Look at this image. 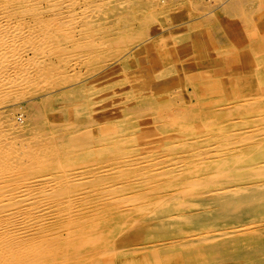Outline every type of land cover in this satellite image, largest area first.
I'll use <instances>...</instances> for the list:
<instances>
[{"label": "rangeland", "instance_id": "obj_1", "mask_svg": "<svg viewBox=\"0 0 264 264\" xmlns=\"http://www.w3.org/2000/svg\"><path fill=\"white\" fill-rule=\"evenodd\" d=\"M0 11V264H264V200L207 218L223 208L218 189L264 184V0H0ZM115 215L113 250L90 247Z\"/></svg>", "mask_w": 264, "mask_h": 264}, {"label": "bare ground", "instance_id": "obj_2", "mask_svg": "<svg viewBox=\"0 0 264 264\" xmlns=\"http://www.w3.org/2000/svg\"><path fill=\"white\" fill-rule=\"evenodd\" d=\"M13 1V0H12ZM47 1V0H46ZM52 1V0H51ZM60 1V0H59ZM42 2V1H41ZM67 2V1H66ZM51 3V2H50ZM55 3H57L58 4V1L57 2H55ZM67 4V3H66ZM71 4V3H70ZM241 4V3H240ZM38 5H40V4H38ZM42 5V4H41ZM40 5V6H41ZM63 5V4H62ZM72 5V4H71ZM80 5V4H79ZM231 5H233V4H231ZM27 6V5H26ZM64 6V5H63ZM235 6H237V5H235ZM28 7H30V6H28ZM37 7V6H36ZM44 7V6H43ZM82 7V6H81ZM32 8V7H31ZM30 8V9H31ZM59 8H60V6H59ZM239 9H240V6L238 7ZM25 9H27V8H25ZM50 9H52V7L50 8ZM58 9V8H57ZM74 9V8H73ZM63 10V9H62ZM231 10L233 11L234 9H232L231 8ZM261 10V9H260ZM24 11V10H23ZM27 11H29V9H27ZM57 11V10H56ZM73 11V10H72ZM1 12V11H0ZM63 12H64V10H63ZM239 12V11H238ZM49 14H50V12H48ZM61 13V12H60ZM31 14V13H30ZM47 14V13H46ZM48 14V15H49ZM36 15V14H35ZM44 15V14H43ZM78 15V14H77ZM9 16V15H8ZM74 16V15H73ZM61 17V16H60ZM7 18V17H6ZM14 19V18H13ZM19 19V18H18ZM17 19V20H18ZM53 19V18H52ZM56 19H58V18H55V20ZM1 20V19H0ZM38 20V19H37ZM54 20V21H55ZM59 20V19H58ZM10 21V20H9ZM15 21V20H14ZM19 22H20V20H19ZM32 22V21H31ZM56 22V21H55ZM13 23V22H12ZM15 23V22H14ZM18 23V22H17ZM29 23H30V21H29ZM57 23H58V21H57ZM11 24V23H10ZM20 24H21V22H20ZM23 24V23H22ZM38 25L40 24V23H37ZM30 25V24H29ZM52 25H53V23H52ZM15 26V25H14ZM13 26V27H14ZM19 26V25H18ZM17 26V27H18ZM1 27V26H0ZM13 27H11V28H13ZM24 27V26H23ZM15 28H16V26H15ZM70 28V27H69ZM73 27H71V29H72ZM75 28V27H74ZM77 28V27H76ZM80 28V27H79ZM17 29V28H16ZM21 29H24V28H21ZM20 29V30H21ZM49 29V28H48ZM71 29H69V30H71ZM54 30V29H53ZM63 30V29H62ZM88 30V29H87ZM17 31H18V29H17ZM22 31V30H21ZM28 31V30H27ZM26 31V32H27ZM15 32V31H14ZM20 32V31H19ZM10 33V32H9ZM23 33V32H22ZM36 33V32H35ZM68 32H66V34H67ZM19 34V33H18ZM20 35H21V32H20ZM27 35H30L29 33L27 34ZM26 35V36H27ZM70 34H68V36H69ZM12 36V35H11ZM37 36H38V34H37ZM42 36V35H41ZM14 37V36H13ZM24 37V36H23ZM6 38V37H5ZM31 38V37H30ZM38 38H40L39 36H38ZM8 39V38H7ZM14 39V38H13ZM25 39H27V38H25ZM10 40V39H9ZM31 40V39H30ZM50 40V39H49ZM8 41V40H7ZM6 41V42H7ZM15 41V40H14ZM32 41V40H31ZM52 41V40H51ZM8 42H10V41H8ZM16 42V41H15ZM25 42H27V40L25 41ZM47 42V41H46ZM4 43V42H3ZM6 44V43H5ZM15 44V43H14ZM17 44V43H16ZM11 45H13V44H11ZM11 45H9V46H11ZM34 45V44H33ZM36 45H37V42H36ZM8 46V45H7ZM6 46V47H7ZM12 47V46H11ZM22 46H20V48H21ZM24 47V46H23ZM30 47H32V46H30ZM18 49H19V47H18ZM33 49V48H32ZM34 49H35V47H34ZM6 50L7 49H5V50H2L3 52H1V50H0V53L3 55H5V53H6ZM9 50H10V48H9ZM12 50H14V48L12 49ZM17 50V49H16ZM9 52V51H8ZM7 52V53H8ZM38 52V51H37ZM76 52V51H75ZM24 53V52H23ZM46 54H47V52H45ZM15 54H17V53H15ZM38 55V54H37ZM6 56V55H5ZM12 55H10V57H11ZM15 56H17V55H15ZM19 57H22V56H19ZM23 57H25V56H23ZM9 58V57H8ZM7 58V59H8ZM16 58V57H15ZM18 58V57H17ZM16 58V61H19L18 63H16V64H19L20 65V60H18ZM26 58L28 59V57L26 56ZM37 58V57H36ZM2 59V58H1ZM38 59V58H37ZM11 60V59H10ZM7 61V60H6ZM14 61V60H13ZM12 61V62H13ZM2 62V61H1ZM0 62V63H1ZM22 62H25L24 60L22 61ZM30 61H28V63H29ZM33 62H34V60H33ZM37 62V61H36ZM39 62V61H38ZM27 63V64H28ZM13 64V63H12ZM22 64V63H21ZM25 64V63H24ZM26 64V65H27ZM43 64V63H42ZM18 65V66H19ZM35 65V64H34ZM3 64H0V73H4L5 72V67L6 66H4ZM12 66V65H11ZM15 66V65H14ZM32 67V66H31ZM31 67H30V69H31ZM15 68H16V66H15ZM14 68V69H15ZM22 68H24L23 66H22ZM26 68H28V67H26ZM35 68V67H34ZM39 67H37V69H38ZM20 69V68H19ZM40 70V69H39ZM100 70V69H99ZM10 71H12V69L10 68ZM9 71V73H11ZM15 72L17 71V70H14ZM19 71V70H18ZM25 71V70H24ZM33 71V70H32ZM90 71V70H89ZM9 73L7 72V75H9ZM17 73V72H16ZM15 73V74H16ZM25 73V72H24ZM32 73V72H31ZM37 73V72H36ZM13 74H14V72H13ZM12 74V75H13ZM18 74V73H17ZM20 74V73H19ZM4 75H6V74H4ZM31 75V74H30ZM34 75V74H33ZM18 76H20V75H18ZM32 76V75H31ZM15 77H16V75H15ZM23 77V76H22ZM8 78V77H7ZM7 78L5 77V76H2L1 77V80L3 79V82L4 81H6L7 80ZM21 79V78H20ZM25 79H27L26 81H29L28 79V77L27 78H25ZM35 79V78H34ZM33 79V80H34ZM1 80H0V82H1ZM10 80V79H9ZM24 80V79H23ZM31 80V79H30ZM32 81V80H31ZM45 81V80H44ZM2 82V83H3ZM12 82H14L13 80H12ZM7 83V82H6ZM21 82H17V83H14V84H20ZM23 83H25V80H24V82ZM27 83V82H26ZM31 83V82H30ZM4 84V83H3ZM28 84V83H27ZM26 84V85H27ZM0 85H2V84H0ZM11 85V84H10ZM21 85V84H20ZM25 85V84H24ZM25 85V86H26ZM6 86H8V85H6ZM12 86V85H11ZM15 86V85H14ZM13 86V87H14ZM1 87V86H0ZM16 88V87H15ZM14 88V89H15ZM18 88V87H17ZM21 88H23V85L21 86ZM26 88V87H25ZM5 89V91L7 90L6 88H4ZM19 89V88H18ZM9 92L8 93H10V91H12V88H11V90H8ZM14 91V90H13ZM15 91H16V89H15ZM4 92V91H3ZM2 92V93H3ZM16 92H18V91H16ZM5 93V92H4ZM14 96H15V94H14ZM19 96V95H18ZM87 96V95H86ZM90 105H92V104H90ZM264 110H262L261 112H263ZM250 114H252V113H250ZM254 114V113H253ZM31 115V114H30ZM249 116H251V115H249ZM259 116V115H258ZM11 118V117H10ZM31 118V117H30ZM102 120V119H101ZM251 120H252V118H251ZM256 120V119H255ZM248 121V120H247ZM260 123H261V121H260ZM259 123V124H260ZM159 124V123H158ZM238 124V123H237ZM12 125V124H11ZM258 125V124H257ZM236 126V125H235ZM237 127H240V126H237ZM154 128V127H153ZM18 129V128H17ZM198 129V128H197ZM201 129V128H200ZM238 129V128H237ZM242 129V128H241ZM227 131V130H226ZM235 131V130H234ZM3 132V131H2ZM219 132H220V130H219ZM246 132V131H245ZM227 133V132H226ZM229 134V133H228ZM11 135V134H10ZM194 135V134H193ZM232 135V134H231ZM264 135V134H263ZM0 136H2V135H0ZM184 136V135H183ZM183 136H181V138L183 137ZM191 136V135H190ZM202 136V135H201ZM216 136V135H215ZM224 136V135H223ZM226 136V135H225ZM5 137V136H4ZM36 137V136H35ZM176 137V136H175ZM194 137V136H193ZM208 137V136H207ZM218 137V136H217ZM231 137V136H230ZM238 137V136H237ZM6 138V137H5ZM32 138V137H31ZM221 138V137H220ZM236 138V137H235ZM243 138V137H242ZM249 138V137H248ZM260 138V137H259ZM258 138V139H259ZM262 138V137H261ZM186 139H188V138H186ZM219 139V138H218ZM264 139V138H263ZM41 140V139H40ZM46 140V139H45ZM182 140V139H181ZM257 140V139H256ZM255 140V141H256ZM12 141V140H11ZM27 141V140H26ZM42 141V140H41ZM147 141H148V139H147ZM146 140H145V142H147ZM150 141H155V140H150ZM180 141V140H179ZM31 142V141H30ZM38 142V141H37ZM93 141H91V143H92ZM208 142H209V140H208ZM254 142V141H253ZM12 143V142H11ZM35 143V142H34ZM204 143V142H203ZM89 144V143H88ZM182 144V143H181ZM180 144V145H181ZM184 144V143H183ZM256 144V143H255ZM217 145H218V143H217ZM222 145V144H221ZM151 145H149V147H150ZM214 146V145H213ZM248 146V145H247ZM153 147V146H152ZM163 147V146H162ZM232 147V146H231ZM235 147V146H234ZM141 148V147H140ZM144 148V147H143ZM180 148V147H179ZM204 148V147H203ZM212 148V147H211ZM214 148V147H213ZM148 149V148H147ZM163 149V148H162ZM20 150H22V149H20ZM34 150V149H33ZM144 150V149H143ZM146 150V149H145ZM144 150V151H145ZM157 150V149H156ZM147 151V150H146ZM151 151H153V150H151ZM207 151H209V150H207ZM214 151H215V149H214ZM220 151V150H219ZM231 151V150H230ZM230 151H228V153L230 152ZM242 151V150H241ZM5 152V151H4ZM19 152V151H18ZM56 152H58V151H56ZM216 152H217V150H216ZM6 153V152H5ZM218 153V152H217ZM222 153V152H221ZM227 153V154H228ZM166 154V153H165ZM164 154V155H165ZM204 154H206V153H204ZM210 154V153H209ZM226 154V153H225ZM232 154V153H231ZM10 155V154H9ZM224 155V154H223ZM133 156V155H132ZM208 156V155H207ZM230 156V155H229ZM7 157H9V156H7ZM43 157V156H42ZM164 157V156H163ZM1 158V157H0ZM36 159V158H35ZM166 159V158H165ZM207 159V158H206ZM217 159V158H216ZM251 159V158H250ZM250 159H248L247 160V162L249 163V160ZM253 159V158H252ZM261 159V158H260ZM4 160V159H3ZM6 160V159H5ZM10 160V159H9ZM14 160V159H13ZM37 160V159H36ZM231 160V159H230ZM254 160V159H253ZM258 160V159H257ZM262 160V159H261ZM11 161V160H10ZM245 161V160H244ZM258 161H260V160H258ZM37 162V161H36ZM8 163V162H7ZM182 163H183V161H182ZM230 163V162H229ZM257 163V162H256ZM9 164V163H8ZM253 164V163H252ZM84 165V164H83ZM11 166V165H10ZM13 166H15V165H13ZM61 166V165H60ZM247 166V165H246ZM254 166V165H253ZM260 166V165H259ZM17 167V166H16ZM41 167V166H40ZM62 167H64V166H62ZM255 167V166H254ZM48 168V167H47ZM163 168V167H162ZM6 169V168H5ZM17 169V168H16ZM37 169V168H36ZM113 169V168H112ZM193 169V168H192ZM233 169H235V168H233ZM258 169H262V167L260 168H258ZM264 169V168H263ZM116 170V169H115ZM146 170V169H145ZM195 170V169H194ZM48 171V170H47ZM190 171H192V170H190ZM9 172V171H8ZM81 172V171H80ZM94 172V171H93ZM131 172V171H130ZM140 172H142V171H140ZM262 172V171H261ZM13 173V172H12ZM5 174V173H4ZM177 174V173H176ZM201 174V173H200ZM216 173H214V174H212V176L213 175H215ZM258 175H259V173H257ZM48 175V174H47ZM155 175V174H154ZM218 174H216V176H217ZM29 176V175H28ZM76 176V175H75ZM78 176V175H77ZM157 176V175H156ZM73 177V176H72ZM189 177V176H188ZM219 177V176H218ZM68 178V177H67ZM116 178V177H115ZM182 178V177H181ZM221 178V177H220ZM66 179V178H65ZM69 179V178H68ZM94 179V178H93ZM119 179V178H118ZM137 179V178H136ZM214 180H215V178H213ZM86 180H88V179H86ZM95 180V179H94ZM190 180V179H189ZM192 180V179H191ZM83 181H84V179H83ZM144 181V180H143ZM193 181V180H192ZM191 181V182H192ZM29 182H31V181H29ZM40 182V181H39ZM48 182V181H47ZM85 182H87V181H85ZM128 183H129V181H127ZM126 182V183H127ZM195 182H197V181H195ZM215 182H216V180H215ZM214 182V183H215ZM45 183V182H44ZM54 183V182H53ZM88 183H89V181H88ZM116 183V182H115ZM233 183V182H232ZM180 184V183H179ZM192 184H194L193 182H192ZM197 184V183H196ZM107 185H109L108 183H107ZM123 185V184H122ZM182 185H184V184H182ZM202 185H204V183L202 184ZM224 185H225V183H224ZM227 185V184H226ZM229 185H231V183L229 184ZM228 185V186H229ZM20 186V185H19ZM23 186V185H22ZM39 186V185H38ZM111 186V185H110ZM199 186H200V184H199ZM24 187H26L25 185H24ZM88 187V186H87ZM94 187V186H93ZM188 187H190V186H188ZM187 187V188H188ZM196 187V186H195ZM233 187V188H232ZM237 187V188H236ZM27 188V187H26ZM78 188V187H77ZM104 188V187H103ZM110 188V187H109ZM119 188V187H118ZM122 188H123V186H122ZM174 188V187H173ZM186 188V190H188ZM215 188V187H214ZM1 189V188H0ZM37 189V188H36ZM3 190V189H2ZM1 190V191H2ZM47 190V189H46ZM92 191H93V189H91ZM110 190V189H109ZM113 190V189H112ZM130 190V189H129ZM192 190V189H191ZM22 191V190H21ZM33 191H35V190H33ZM32 191V192H33ZM38 191V190H37ZM40 191V190H39ZM43 191V190H42ZM48 191V190H47ZM91 191V192H92ZM123 191V190H122ZM184 191V189L182 190V192ZM213 191V190H212ZM215 191H216V188H215ZM41 192V191H40ZM139 192H141V190L139 191ZM177 192V191H176ZM185 192V191H184ZM193 192V191H192ZM210 192V191H209ZM1 193V192H0ZM2 193H5V192H2ZM31 193V192H30ZM48 193V192H47ZM72 193H73V191H72ZM96 193V192H95ZM113 193V192H112ZM115 193V192H114ZM178 193H180V191L178 192ZM198 193V192H197ZM213 193H215V192H213ZM8 194V193H7ZM86 194V193H85ZM84 194V195H85ZM93 194V193H92ZM91 194V195H92ZM99 194H101L100 192H99ZM110 194V193H109ZM108 194V195H109ZM183 194V193H182ZM209 194V193H208ZM216 195H218V199L220 200V202H222L223 203V208H222V210H219V211H217V212H211V213H213V214H210V213H208L207 214V218H212L213 219V217L215 218V217H223V216H232V215H235V214H241V215H244L245 213H246V211H244V210H246L245 209V207L246 206H249V205H251L252 204V206H255L254 204H258V205H260V203L259 202H262L263 200H264V184H250V186H247V185H245V184H237V183H235V187L234 186H229V187H225V188H223V189H218L217 190V192L215 193ZM233 194V195H232ZM242 194H245L246 195V197H241V195ZM1 195V194H0ZM88 195V194H87ZM94 195V194H93ZM112 195V194H111ZM186 195H188V194H186ZM199 195V194H198ZM204 195H205V193H204ZM215 195V196H216ZM2 196V195H1ZM5 196H7V195H5ZM22 196V195H21ZM43 196V195H42ZM75 196V195H74ZM86 196V195H85ZM193 196H194V194H193ZM191 194H190V196H187L190 200L192 199V197H193ZM70 197H72V196H70ZM134 197H137V196H134ZM197 197V196H196ZM195 197V198H196ZM200 197V196H199ZM204 197V196H203ZM202 197V198H203ZM217 197V196H216ZM55 198H57V197H55ZM54 198V200H56ZM59 198V197H58ZM57 198V199H58ZM62 198V197H61ZM104 198V197H103ZM229 198V199H228ZM60 199V198H59ZM165 199V198H164ZM167 199V198H166ZM212 199V198H211ZM213 199H214V197H213ZM171 200H172V198H171ZM215 200V199H214ZM217 200V199H216ZM5 201V200H4ZM24 201V200H23ZM48 201V200H47ZM62 201V200H61ZM123 201V200H122ZM134 201V200H133ZM159 201V204H160V201L161 200H158ZM169 200H167L166 202H168ZM210 201V200H209ZM22 202V201H21ZM34 202V201H33ZM74 202V201H73ZM165 202V203H166ZM188 202V201H187ZM186 202V203H187ZM197 202V201H196ZM44 203V202H43ZM76 203V202H75ZM80 203V202H79ZM129 203H131V202H129ZM164 203V202H163ZM185 203V204H186ZM190 203V202H189ZM45 204V203H44ZM43 204V205H44ZM47 204V203H46ZM73 204V203H72ZM78 204V203H77ZM184 204V203H183ZM28 205V204H27ZM52 205V204H51ZM60 205H62V204H60ZM161 205V204H160ZM164 205V204H163ZM166 205V204H165ZM168 205V204H167ZM196 205V204H195ZM207 205H209V204H207ZM206 204H204V206H207ZM132 206V205H131ZM196 206H198V204L196 205ZM203 206V205H202ZM25 207V206H24ZM31 207V206H30ZM47 207H48V205H47ZM109 207V206H108ZM136 207V206H135ZM140 207V206H139ZM165 207V206H164ZM180 207V206H179ZM214 207V206H213ZM122 208V207H121ZM149 208V207H148ZM160 208V207H159ZM218 208V207H217ZM15 209V208H14ZM25 209V208H24ZM47 208H44V206L42 207V208H40V212H44V213H46V210ZM51 209V208H50ZM59 210V209H58ZM109 210V209H108ZM49 211V210H48ZM57 211V210H56ZM148 211H150V210H148ZM60 212V211H59ZM62 212H64V210L62 211ZM83 212V211H82ZM182 212V211H181ZM151 213V212H150ZM234 213V214H233ZM12 214H15L16 215V212H13L12 211ZM19 214V213H18ZM102 214V213H101ZM149 214V213H148ZM155 214V213H154ZM232 214V215H231ZM20 215V214H19ZM22 215V214H21ZM20 215V216H21ZM35 215H36V213H35ZM156 215V214H155ZM154 215V216H155ZM83 216V215H82ZM104 216V215H103ZM40 217V216H39ZM142 217V216H141ZM157 217H158V219H157ZM178 217V216H177ZM181 217V216H180ZM3 218V217H2ZM36 218V217H35ZM38 218V217H37ZM53 218V217H52ZM148 218V217H147ZM151 218V217H150ZM154 218V220L156 221L157 220V222L160 220V222L161 223H164V222H168L167 221V218H166V215L165 214H163V215H158V216H156V217H153ZM170 218V217H169ZM168 218V219H169ZM183 218V217H182ZM228 218V217H227ZM226 218V219H227ZM133 219V218H132ZM138 219H140V217L138 218ZM211 219V220H212ZM222 219V218H221ZM2 220V219H1ZM4 220V219H3ZM6 220V219H5ZM144 220V219H143ZM149 220H151V219H149ZM153 219H152V221H154ZM23 221L25 222V223H28V222H30V220L27 218H24L23 219ZM95 221V220H94ZM135 221V220H134ZM140 221V220H139ZM32 222V221H31ZM143 222V221H142ZM149 221H147V223H148ZM151 222V221H150ZM203 222V221H202ZM201 221H200V223H202ZM243 222V221H242ZM136 223L137 222H135L134 224H135V226H136ZM146 223V222H145ZM7 224V223H6ZM133 224V225H134ZM139 224V223H138ZM5 225V224H4ZM124 223H123V216H117V215H115V216H112L111 218H109V220H107V221H105V222H103V224L102 225H100V227H103V228H106V232H105V234H104V232H103V234L104 235H102V233H100L101 234V237H100V239L102 240V242H103V244H100L97 240L99 239V234L97 235L96 234V237H95V239H97V240H94V239H91V236H93L94 234H93V231H92V233L90 234V236L88 237L90 240H91V245H90V247H93V249H95V248H97V249H101L100 251H103V249H104V251H109V250H113L112 248L113 247H111V244H109V239H111L112 240V235H115V234H117V233H119V231H120V229H123V227H124ZM139 225H141V224H139ZM143 225V224H142ZM1 226H2V223H1ZM6 226V225H5ZM148 226H149V224H148ZM147 226V227H148ZM154 226V225H153ZM157 226V225H156ZM167 226V225H166ZM8 227V226H7ZM100 227H98V228H100ZM131 227V226H130ZM141 226H139V228H140ZM145 228V229H148V228ZM126 228V227H125ZM135 228V227H134ZM133 228V229H134ZM138 227H137V229H139ZM4 229V228H3ZM136 229V230H137ZM154 229V228H153ZM128 230V229H127ZM126 230V231H127ZM156 230H158V229H156ZM239 231V230H238ZM5 232H6V230H5ZM22 232V231H21ZM99 232V231H98ZM150 232V231H149ZM211 232V231H210ZM232 232V231H231ZM1 233V232H0ZM2 233H4V232H2ZM10 233V232H9ZM203 233V232H202ZM230 233V232H229ZM8 234V233H7ZM93 234V235H92ZM193 234H196V233H193ZM0 235H2V234H0ZM201 235V234H200ZM207 235V234H206ZM75 238V237H74ZM120 238V237H119ZM194 238V237H193ZM193 238H192V240H193ZM204 238H206V239H212V238H215V236L214 235H212V234H208L206 237H204ZM118 239V238H117ZM132 240V239H131ZM188 240V239H187ZM191 240V239H190ZM13 241H15L14 239H13ZM126 241V240H125ZM203 242V241H202ZM4 243H7V242H4ZM8 244V243H7ZM189 244V243H188ZM125 245H127V244H125ZM153 246V245H152ZM172 246V245H171ZM196 246V245H195ZM142 247V246H141ZM147 247V246H146ZM154 247V246H153ZM149 248V247H148ZM120 249V248H119ZM136 249H138V248H136ZM185 249V248H184ZM195 249V248H194ZM114 250H116V249H114ZM0 251H1V249H0ZM9 251V250H8ZM136 251V250H135ZM142 251V250H141ZM134 252V251H133ZM104 253V252H103ZM3 254V253H2ZM106 254V253H105ZM108 254H110V253H108ZM112 254H114V253H112ZM94 255H95V253H94ZM103 254H101V256H102ZM115 255V254H114ZM115 257V256H114ZM101 260V259H100ZM117 261V260H116ZM115 261V262H116ZM90 263V262H89ZM40 264V263H39ZM58 264V263H57ZM112 264H121L120 263V261L119 262H116V263H112Z\"/></svg>", "mask_w": 264, "mask_h": 264}, {"label": "built area", "instance_id": "obj_3", "mask_svg": "<svg viewBox=\"0 0 264 264\" xmlns=\"http://www.w3.org/2000/svg\"><path fill=\"white\" fill-rule=\"evenodd\" d=\"M212 3L214 4L215 2L212 1Z\"/></svg>", "mask_w": 264, "mask_h": 264}]
</instances>
